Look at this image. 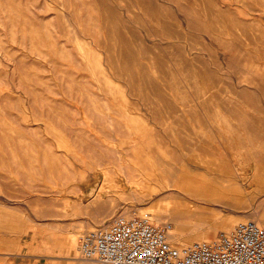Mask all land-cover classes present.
<instances>
[{
    "label": "rangeland",
    "instance_id": "374dc122",
    "mask_svg": "<svg viewBox=\"0 0 264 264\" xmlns=\"http://www.w3.org/2000/svg\"><path fill=\"white\" fill-rule=\"evenodd\" d=\"M140 210L264 228V0H0V249L98 264L70 239Z\"/></svg>",
    "mask_w": 264,
    "mask_h": 264
},
{
    "label": "built area",
    "instance_id": "2783aa9c",
    "mask_svg": "<svg viewBox=\"0 0 264 264\" xmlns=\"http://www.w3.org/2000/svg\"><path fill=\"white\" fill-rule=\"evenodd\" d=\"M170 230L147 217L116 218L82 238L80 257L98 264H264V228L256 221L187 245L173 244Z\"/></svg>",
    "mask_w": 264,
    "mask_h": 264
},
{
    "label": "bare ground",
    "instance_id": "6f19581e",
    "mask_svg": "<svg viewBox=\"0 0 264 264\" xmlns=\"http://www.w3.org/2000/svg\"><path fill=\"white\" fill-rule=\"evenodd\" d=\"M125 77V76H124ZM128 82V81H127ZM139 85V84H138ZM130 94V93H129ZM134 94V93H133ZM148 101V100H147ZM107 106V105H106ZM149 106V105H148ZM149 109V108H148ZM147 109V110H148ZM211 113H213V112H211ZM214 114V113H213ZM169 156V155H168ZM120 159H122V158H120ZM124 168V167H123ZM174 169H176V167H174ZM178 169V168H177ZM176 169V170H177ZM236 169V168H235ZM173 170V169H172ZM174 171V170H173ZM176 173V172H175ZM197 177V175H195V174H182V175H177V178H176V180L175 181H172V180H169L167 183H166V186L165 187H167V189H169L170 191H178V193L179 192H182V191H186V192H188V193H193L192 195H194V197H196V198H198V199H201L202 197H204L201 193L200 194H198L199 193V188L198 187H196V186H194V187H192V183H193V181H194V179ZM199 181V180H198ZM202 183H207L208 182V180L206 179V177H204L202 180ZM221 184H223L221 181H219ZM221 186V185H220ZM223 186V185H222ZM201 187H203V185H201ZM162 188V187H161ZM206 189V188H205ZM164 190V189H163ZM162 190V191H163ZM161 191V192H162ZM165 191V190H164ZM163 191V192H164ZM167 192H168V190H167ZM204 192H205V190H204ZM158 193V192H157ZM172 193V192H171ZM177 193V194H178ZM184 193V192H183ZM208 193V192H207ZM181 193H179V195H180ZM159 195H160V193H159ZM162 195V194H161ZM160 195V196H161ZM164 195V194H163ZM184 195V194H183ZM205 195V194H204ZM207 195V194H206ZM158 196V195H157ZM159 196V197H160ZM173 196V195H172ZM163 197V196H162ZM166 197V196H165ZM174 197V196H173ZM184 197H185V195H184ZM187 198V197H186ZM97 199H99V198H97ZM101 199V198H100ZM165 199V198H164ZM168 200H171V199H169V198H167ZM177 199V198H176ZM161 200V199H160ZM192 200V199H191ZM99 200H97V202H98ZM194 202V205H199L201 202L200 201H196L195 199L194 200H192V203ZM200 202V203H199ZM167 203H168V201H167ZM203 203V202H202ZM158 206V205H157ZM167 206V205H166ZM169 206V205H168ZM172 209V208H171ZM171 209H167L168 211V215L171 217V218H173V219H177L180 215H182L179 211H178V209H173V210H171ZM162 210V209H161ZM169 210L171 211V212H169ZM153 212V211H152ZM157 212V211H156ZM150 213V211L149 210H147V211H141L140 210V215L142 216V217H144V216H146V217H150V218H152V219H157V222H159L158 220H160V219H162V218H164L165 217V215L164 214H161V213ZM124 215L125 216H129V213H124ZM123 217V216H122ZM126 218V217H125ZM178 228V227H177ZM176 228V229H177ZM180 229V228H179ZM177 229V230H174V231H171L170 232V235H169V240L170 241H172V242H175L176 244H188V242H186L185 241V239H184V233L183 232H181L182 230L180 229ZM204 237V236H203ZM70 245L71 246H73V245H75V249H76V251L78 252V254H80V252H79V243L77 244V237H74V238H71L70 239ZM81 258V257H80ZM79 259V258H78ZM77 264H83V263H77Z\"/></svg>",
    "mask_w": 264,
    "mask_h": 264
},
{
    "label": "crops",
    "instance_id": "0c3cea01",
    "mask_svg": "<svg viewBox=\"0 0 264 264\" xmlns=\"http://www.w3.org/2000/svg\"><path fill=\"white\" fill-rule=\"evenodd\" d=\"M10 225L17 230L4 234L7 240L1 244L0 264H42L41 256L27 253L21 246L25 236V220H12Z\"/></svg>",
    "mask_w": 264,
    "mask_h": 264
}]
</instances>
